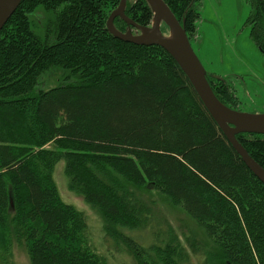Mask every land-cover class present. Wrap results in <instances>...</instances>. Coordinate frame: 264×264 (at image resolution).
<instances>
[{
    "label": "trees",
    "instance_id": "16d2710c",
    "mask_svg": "<svg viewBox=\"0 0 264 264\" xmlns=\"http://www.w3.org/2000/svg\"><path fill=\"white\" fill-rule=\"evenodd\" d=\"M199 1L163 0L191 46ZM248 2L250 37L264 54V0ZM118 4L22 0L0 31V261L18 244L29 264H105L88 245L84 215L58 195L52 175L63 161L69 190L136 264H191L192 254L201 264H264V185L163 49L107 32ZM125 15L139 26L152 19L145 0H127ZM113 24L127 30L119 18ZM51 75L61 83L41 89ZM207 82L235 110L225 81L207 73ZM236 139L264 169V135ZM152 190L207 243L171 227L164 234ZM124 230L151 232L152 243Z\"/></svg>",
    "mask_w": 264,
    "mask_h": 264
},
{
    "label": "rangeland",
    "instance_id": "374dc122",
    "mask_svg": "<svg viewBox=\"0 0 264 264\" xmlns=\"http://www.w3.org/2000/svg\"><path fill=\"white\" fill-rule=\"evenodd\" d=\"M199 5L198 38L196 40L194 37L192 46L204 69L211 76L225 81L230 94L238 101L235 110L252 114L264 113V54L250 37V25L247 24L250 3L248 0H200ZM167 33L166 27L164 34ZM61 81L60 76L53 78L51 75L44 79L40 88L48 90L58 86ZM52 180L61 201L84 215L88 245L104 258L105 264H136L123 244L119 246L114 240L105 238L102 220L96 210L81 196L69 190L63 161L55 165ZM148 195L155 201L152 210L156 212V218L166 222L161 227L164 234L171 227L176 234L207 243L201 229L179 208L168 203L157 191L152 190ZM147 231L124 230L123 233L138 239L141 244L149 245L152 243V235ZM191 258V264L202 263L200 256L192 254ZM0 264H29L26 250L18 244L13 245L10 255L5 261H0Z\"/></svg>",
    "mask_w": 264,
    "mask_h": 264
},
{
    "label": "water",
    "instance_id": "95a60500",
    "mask_svg": "<svg viewBox=\"0 0 264 264\" xmlns=\"http://www.w3.org/2000/svg\"><path fill=\"white\" fill-rule=\"evenodd\" d=\"M22 0H0V31L13 15ZM127 0L119 4L107 18L106 30L115 39L137 46H157L163 49L188 79L201 103L215 121L232 148L251 173L264 185V169L258 165L236 139L238 134L264 135V113H244L222 104L207 82V72L197 57L186 32L163 0H145L152 19L149 26H139L125 15ZM115 18L127 26L125 32L114 27ZM168 33L161 31V25ZM134 31V32H133ZM218 80L222 78L215 77Z\"/></svg>",
    "mask_w": 264,
    "mask_h": 264
},
{
    "label": "crops",
    "instance_id": "0c3cea01",
    "mask_svg": "<svg viewBox=\"0 0 264 264\" xmlns=\"http://www.w3.org/2000/svg\"><path fill=\"white\" fill-rule=\"evenodd\" d=\"M195 38H196V40H197V38H198V35H196V36H195Z\"/></svg>",
    "mask_w": 264,
    "mask_h": 264
},
{
    "label": "bare ground",
    "instance_id": "6f19581e",
    "mask_svg": "<svg viewBox=\"0 0 264 264\" xmlns=\"http://www.w3.org/2000/svg\"><path fill=\"white\" fill-rule=\"evenodd\" d=\"M163 32V31H162Z\"/></svg>",
    "mask_w": 264,
    "mask_h": 264
}]
</instances>
